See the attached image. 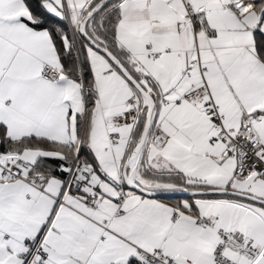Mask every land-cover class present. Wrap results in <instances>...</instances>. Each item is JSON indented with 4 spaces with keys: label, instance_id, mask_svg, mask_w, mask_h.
<instances>
[{
    "label": "crops",
    "instance_id": "0c3cea01",
    "mask_svg": "<svg viewBox=\"0 0 264 264\" xmlns=\"http://www.w3.org/2000/svg\"><path fill=\"white\" fill-rule=\"evenodd\" d=\"M93 1L42 3L78 33ZM185 3L193 9L191 21L185 19ZM119 9L117 47L148 87L154 105L151 127L160 126L171 137L158 146L146 138L131 162L135 124L119 128V143L110 147L105 119L125 111L133 96L147 110L145 99L111 62L87 47L96 97L87 117L83 83L63 75L57 83L41 79L44 64L58 62L49 33L30 26L32 17L23 0H0V129L12 140L38 136L68 145L76 159L84 145L94 162V168L85 166L92 174L83 184L66 188L65 181L48 178L42 191L23 181L6 183L0 172V264H33L25 244L34 239L46 254L44 264H138L137 248H160L175 264H212L218 230L246 236L259 252L256 261L264 264L263 206L223 195L147 198L126 183L154 193L167 186L142 179L147 190L137 186V170L178 174L202 190L235 191L264 200L263 180L235 178L236 162L225 156L223 142H212L202 104L183 100L201 85L204 67V82L225 129L235 134L244 118L262 117L252 130L261 138L264 159V63L254 41L256 30L264 34L260 14L235 0H122ZM15 157L31 166L40 157L61 158L28 150L0 154V165ZM119 188L125 192L120 207ZM89 196L101 198L93 212L86 209Z\"/></svg>",
    "mask_w": 264,
    "mask_h": 264
},
{
    "label": "built area",
    "instance_id": "2783aa9c",
    "mask_svg": "<svg viewBox=\"0 0 264 264\" xmlns=\"http://www.w3.org/2000/svg\"><path fill=\"white\" fill-rule=\"evenodd\" d=\"M187 15L186 20H193V9L185 3ZM206 69L200 66L202 83L192 88L183 98L189 105L202 104V113L214 134V141H221L225 144V156L236 162L235 178L245 180L249 176H256L264 181V159L261 158V138L252 130L253 124H261L262 117L254 116L243 119L240 130L233 134L225 129L223 117L218 106L213 102L208 87L204 82ZM62 76V70L58 62L46 63L41 72V79L48 83H57ZM126 110L105 119L107 138L109 146H116L119 143L117 130L123 126L134 125L141 114V108L137 105L135 96L129 98L125 103ZM147 141L152 146L163 145L171 141V137L160 127L154 126L150 129ZM131 162V161H130ZM33 168L18 157L0 165L2 180L6 183L23 181L38 191L45 187L46 179L31 177ZM64 172L66 173V188L83 184L92 172L80 164L78 159L66 161ZM117 204L120 207L125 192L118 189ZM101 202L98 196H89L85 200L88 212H93ZM176 220V217H174ZM218 243L213 251L212 264H251L258 259L259 252L253 242L241 233L217 231ZM27 260L33 264H44L46 254L38 239L29 240L25 244ZM136 261L138 264H175L171 257L166 255L162 249L157 248L150 251L136 249Z\"/></svg>",
    "mask_w": 264,
    "mask_h": 264
},
{
    "label": "trees",
    "instance_id": "16d2710c",
    "mask_svg": "<svg viewBox=\"0 0 264 264\" xmlns=\"http://www.w3.org/2000/svg\"><path fill=\"white\" fill-rule=\"evenodd\" d=\"M27 5L32 22L30 26L35 30H46L52 40L53 47L57 56L58 64L61 67L62 75L79 84L83 83L87 102V117L91 108L95 104V93L92 88V77L90 73L89 60L87 57V47L85 40L77 32H72L68 22L63 19H57L51 16L44 8L42 0H23ZM102 0H94L85 10L83 18L95 8ZM122 0H110L97 14H95L85 25L86 36L97 46L112 54L128 71L133 79L148 92V87L141 83L140 76L128 67L127 59L118 49L115 38V29L120 19L119 5ZM242 6L251 7L256 13L260 14V23H264V10L260 11L262 0H235ZM255 51L259 59L264 63V34L256 30L254 34ZM151 85V84H150ZM150 87V86H149ZM152 87V86H151ZM140 98H142L139 95ZM146 109H141L138 117L133 137L134 143L139 140L144 123ZM81 120V119H80ZM79 120V127L81 122ZM152 128V127H151ZM44 151L54 152L61 158H38L32 166L31 177H41L44 179L58 178L66 180L64 167L66 161L75 160V151L73 147L61 145L48 138L31 136L19 140L9 139L5 131L0 129V154L1 155H19L24 151ZM78 162L84 166L94 168L92 157L84 145L78 155ZM143 181H154L161 183L166 187L159 192H180L202 190L203 186L187 184L178 174H167L159 176L151 174L149 171H136L135 183L137 186L146 189L141 183ZM166 188V189H165ZM147 190V189H146ZM211 198V197H209Z\"/></svg>",
    "mask_w": 264,
    "mask_h": 264
},
{
    "label": "water",
    "instance_id": "95a60500",
    "mask_svg": "<svg viewBox=\"0 0 264 264\" xmlns=\"http://www.w3.org/2000/svg\"><path fill=\"white\" fill-rule=\"evenodd\" d=\"M110 0H102L95 8H93L80 22L78 33L79 35L85 40L86 44L96 52L102 54L113 66L127 79V81L135 88L138 94L145 99L147 102V110L145 113V123L141 133V136L137 142L135 149L132 152L131 160L137 158L141 148L143 147L146 138L149 134L151 128V121H152V114H153V102L149 94L133 79V77L128 73V71L122 66V64L109 52L100 48L95 43H93L85 34L84 28L86 23L95 15L97 14ZM127 187L130 191L136 192L142 196L147 198H154V199H163V200H170L176 198H188V197H199V196H210V195H223V196H230L234 198H238L241 200L253 202L259 204L264 207V200L255 198L251 195L235 192V191H228V190H201V191H180V192H159V193H150L139 189L136 187L132 182H129L126 179Z\"/></svg>",
    "mask_w": 264,
    "mask_h": 264
},
{
    "label": "rangeland",
    "instance_id": "374dc122",
    "mask_svg": "<svg viewBox=\"0 0 264 264\" xmlns=\"http://www.w3.org/2000/svg\"><path fill=\"white\" fill-rule=\"evenodd\" d=\"M261 5L262 6L260 7L261 8L260 11L264 10V0H262V4ZM157 177H159V176H157ZM146 182L149 183V184L151 183L154 186H162L163 185L161 183L154 182V181H146ZM242 262H246V261L245 260H242ZM251 264H259V262L256 261L255 263H251Z\"/></svg>",
    "mask_w": 264,
    "mask_h": 264
}]
</instances>
